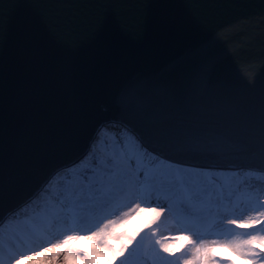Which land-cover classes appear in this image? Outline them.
<instances>
[{
  "label": "water",
  "instance_id": "95a60500",
  "mask_svg": "<svg viewBox=\"0 0 264 264\" xmlns=\"http://www.w3.org/2000/svg\"><path fill=\"white\" fill-rule=\"evenodd\" d=\"M0 10V223L110 124L170 162L264 174V0Z\"/></svg>",
  "mask_w": 264,
  "mask_h": 264
},
{
  "label": "trees",
  "instance_id": "16d2710c",
  "mask_svg": "<svg viewBox=\"0 0 264 264\" xmlns=\"http://www.w3.org/2000/svg\"><path fill=\"white\" fill-rule=\"evenodd\" d=\"M112 135L114 133L111 131H102L98 139V150H103L106 154L101 156L98 152L93 151L85 160L92 163V160L95 159L97 161L96 168L100 167L104 170L110 168L117 174H131L130 171L128 172L127 166L122 171H115L114 161L116 157L120 158V155H123L121 152L123 151L126 154V161L122 159V164L128 163L129 160H135L136 166H140L142 151L135 139L126 134H124L126 139L122 143L116 141L113 149H109L107 138ZM108 161H111V165H108ZM116 162L117 165L121 164L119 159ZM66 170L64 176L69 180L71 189L61 187V193H54L58 199L52 201H56V206L60 208L63 202L68 205V209L80 222V230L72 228L67 213L62 209L60 213H55L53 205L47 203L42 208L29 211L30 214L13 218L16 221L11 223L8 218L0 224V232H2L0 255L2 254L5 260L1 259L2 264H9L10 255L15 256L16 252H25L35 248L36 245L49 243L48 238L54 235L62 239L66 235H78L82 239L73 240L76 242L73 250L87 247L94 252V241L84 240L83 237L91 231H95L106 219H117L122 212L128 211L132 207V200L129 199V187L132 188V186L129 184L123 193L114 194L103 210L92 209L91 200L99 199V194L90 192L87 184H81L80 177L85 172L82 173L74 166ZM73 172L76 173V177L70 175ZM146 172L148 181L151 182L148 186L160 187L167 193L168 198L165 206L169 211L164 213L158 223L152 224L150 227L146 226L151 224L154 214L141 212L138 215H132L126 224L118 225L116 229L112 230L116 235L123 233L130 236L139 233L133 245L138 249V255L135 258H130V264H165L167 260L176 259L160 251L159 246L155 243L158 239L165 242L166 246L181 253L182 264V260L190 255V243L217 241L219 245L232 239H246L250 232L264 228V225H261L256 230L245 232L237 229L234 225L227 224V219L240 220L254 211L264 210V204L260 203L264 201V174L260 172L243 171L238 173L229 169L197 168L162 159L156 160ZM101 173H96L97 177ZM105 181H107V177H105ZM73 188H76L78 192L83 191L84 195L78 196L77 199ZM110 188L111 185L106 182L105 190ZM240 196L243 197L242 204L239 208H235L234 203ZM148 202L147 198L145 202L140 203L141 207L155 206H147ZM128 206L130 208L126 209ZM153 232L156 234L153 235ZM112 243L114 247H119V242L112 241ZM218 245L217 259L225 257L234 260L235 264H245L244 260L234 257L230 251ZM73 264H80V261L75 258Z\"/></svg>",
  "mask_w": 264,
  "mask_h": 264
},
{
  "label": "snow or ice",
  "instance_id": "6c2138e0",
  "mask_svg": "<svg viewBox=\"0 0 264 264\" xmlns=\"http://www.w3.org/2000/svg\"><path fill=\"white\" fill-rule=\"evenodd\" d=\"M3 21V11L0 10V23ZM124 131L133 136L139 143L140 147L146 152V145L140 134L127 123L123 124ZM117 143H121L119 137H117ZM156 158L160 159V154L156 153ZM167 159V157H165ZM111 165V161L107 162ZM97 167V161L92 160V171H87L81 175V184H87L89 191L95 194H99V199L91 200V208L103 210L109 203L112 196L116 193H123L126 186L129 184L136 187H143V195L151 199L155 197L158 201L161 199L160 189L155 186H147L148 173L141 171L131 160L128 162V168L134 172V177L129 176L127 173H114L109 169L103 171L99 177L95 173ZM107 177V181H105ZM111 185V188L105 190V183ZM91 199V198H90ZM264 204V201L260 202ZM169 211L168 207L161 204L159 206L143 208L139 203H133L132 207L125 212H122L121 216L117 219H106L95 231H91L88 235L84 236V240L94 241L95 251H90L87 247L80 250H73L66 246L70 241L80 240L82 237L72 234L66 235L62 240L52 244L50 247H46L42 252L32 251L31 255L24 252H18L14 259V264H21L22 260H32L37 255H43L56 248H65V259L68 255H72L74 258L80 261V264H130V258H135L138 255V249L133 247L136 242V236L139 233H134L130 236H126L121 233L116 235L112 230L116 229L118 225H124L127 223L132 215H138L141 212H150L154 214L152 224H156L164 216V213ZM17 215L16 211L11 214L12 218ZM228 225H234L237 229L245 232L250 230H256L259 226L264 225V210L254 211L252 214L245 216L243 219H227ZM156 233L153 232V235ZM19 241V238H17ZM112 241L119 242V247H114ZM22 243V241H19ZM156 245L162 253L169 257H175L176 259L167 260L165 264H181V253L178 250L166 246L162 240H156ZM218 242L212 241L211 243L200 242L190 243V255L188 258L182 260V264H235L234 260H229L225 257L217 259L216 249ZM218 246L230 251L234 257H238L245 261V264H264V228L260 230L250 232L246 239H232L231 241L224 242Z\"/></svg>",
  "mask_w": 264,
  "mask_h": 264
},
{
  "label": "rangeland",
  "instance_id": "374dc122",
  "mask_svg": "<svg viewBox=\"0 0 264 264\" xmlns=\"http://www.w3.org/2000/svg\"><path fill=\"white\" fill-rule=\"evenodd\" d=\"M112 131V133H114V135H112V137L107 138L108 141V147L109 149H113V147L115 146V143L117 141V137H119L120 142L122 143L125 139L126 136L124 135L125 132L123 128H121L119 126V124H110V126H106L103 127L100 131L98 130L96 132V135L90 140L89 143V148L87 151H85L83 153V156L77 160L74 164L68 166L67 168H65L64 170H60L59 172H56L52 175V177L49 179V181L44 185V187L42 189H40V191L35 195L33 201L34 202H28L26 205L21 206L18 210H15L17 215L16 217L19 218L22 215H27L30 214L33 210L35 209H39L42 208L44 206L45 203L49 204V205H53V210L55 213H60L61 209L67 213V215L69 216V220L70 223L72 224V228L76 229V230H80V222L78 221V219L76 218V216L73 214V212L68 209V205L65 204L63 202V204L61 205V208L58 206H56V201H52V200H56L58 199V197L55 196V192L61 193V187L63 189H71L70 185H69V180L66 179V177L64 176L65 172L67 171L66 169H68L69 167H73L78 169L79 171H81L82 173L86 172V170H93L92 169V163H88V160H85L86 158H88L90 156L91 152H98L99 154H101V156H103V154H106L103 150L100 151L99 149V134L102 133L101 131ZM128 135V134H126ZM130 136V135H129ZM137 142V141H136ZM137 144L139 145V143L137 142ZM140 150L142 151L143 156L145 155V162H144V166H143V171H146L150 166L154 165V163L156 162L157 158L154 157H148L146 155V151L144 149H142L139 145ZM122 150V149H121ZM123 155H120V158L116 157V160L114 161L115 167L114 170L119 172L125 169V166H127L128 172L130 171L132 177H134V172L132 169L128 168V163L126 164H122L123 161H126V154L121 151ZM125 155V157H124ZM118 159L121 161L120 165H117ZM123 159V161H122ZM85 160V161H83ZM83 161V162H82ZM135 163V165L137 164V162L135 160H131ZM81 162L79 165L78 163ZM78 165V166H77ZM138 169L140 170L142 168V166H137ZM105 171L103 168H96L95 172L96 173H101ZM133 173V174H132ZM70 175H73L74 177H76V173H71ZM77 182V180H74V182ZM151 182H147V186L148 184H150ZM132 188L129 187V199L132 200V203H143L147 200V198L143 195L144 192V188L143 187H136L131 185ZM160 189V194H161V199L160 200H156L155 197L148 199V204L147 206L150 205H155V206H159L161 204L165 205L168 195L166 192H164V190L162 191L160 187H157ZM73 192L75 193V196L82 197L84 195V192H78L77 189L73 188ZM60 200V198H59ZM62 202V201H61ZM131 206V205H130ZM130 206H128L126 209H129ZM66 209V210H65ZM31 211V212H29ZM57 211V212H56ZM12 214V213H11ZM11 214L7 215L3 220H6L8 218L9 222L11 223L12 221H16L12 218ZM1 222V223H2ZM0 223V224H1ZM20 224V223H19ZM0 235H2V232H0ZM59 240H62V238H60L59 236L54 235L51 238H48L47 241H50L49 243H44L43 245H36L35 248L33 249H29L26 250L24 253L31 255L32 251H38V252H42L44 248L46 247H50L52 244L57 243ZM78 241V240H77ZM76 246V242L74 241H70L69 244L66 246L67 248H71V249H75ZM17 253L15 256L14 255H10L11 259L8 261L9 264H14V259L17 256ZM1 259L4 260L3 255H0V264H2ZM75 258L72 255H68L67 259H65V248H56L50 252L44 253L43 255H37L35 256L32 260H22L21 264H73Z\"/></svg>",
  "mask_w": 264,
  "mask_h": 264
},
{
  "label": "bare ground",
  "instance_id": "6f19581e",
  "mask_svg": "<svg viewBox=\"0 0 264 264\" xmlns=\"http://www.w3.org/2000/svg\"><path fill=\"white\" fill-rule=\"evenodd\" d=\"M121 128H123V125L119 124ZM124 129V128H123ZM90 143V142H89ZM91 144V143H90ZM89 148V144L86 145V147L84 148V151H87ZM148 152L146 153V155L148 157H155L156 153H158L157 151H155L154 149L152 148H148ZM82 153V154H83ZM55 173V170L50 174L48 175L47 179L45 181H43L34 191H32L29 195L25 196L23 199L19 200L15 205H13L12 207H10L9 209H7L5 211V213L2 215L3 216H6L8 213H11L15 210H18L21 206L23 205H26L28 202H34L33 199L35 197V195L40 191V189H42L44 187V185L49 181V179L52 177V175Z\"/></svg>",
  "mask_w": 264,
  "mask_h": 264
}]
</instances>
